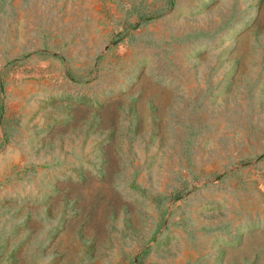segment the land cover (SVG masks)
Segmentation results:
<instances>
[{
  "label": "rangeland",
  "instance_id": "1",
  "mask_svg": "<svg viewBox=\"0 0 264 264\" xmlns=\"http://www.w3.org/2000/svg\"><path fill=\"white\" fill-rule=\"evenodd\" d=\"M0 264H264V0H0Z\"/></svg>",
  "mask_w": 264,
  "mask_h": 264
},
{
  "label": "trees",
  "instance_id": "2",
  "mask_svg": "<svg viewBox=\"0 0 264 264\" xmlns=\"http://www.w3.org/2000/svg\"><path fill=\"white\" fill-rule=\"evenodd\" d=\"M169 1L171 2V0H169ZM180 196L181 195H180V192H179V193H177V194L174 195L173 199H178Z\"/></svg>",
  "mask_w": 264,
  "mask_h": 264
}]
</instances>
